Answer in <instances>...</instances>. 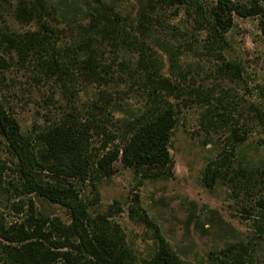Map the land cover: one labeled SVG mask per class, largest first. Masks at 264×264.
Masks as SVG:
<instances>
[{
  "label": "rangeland",
  "instance_id": "obj_1",
  "mask_svg": "<svg viewBox=\"0 0 264 264\" xmlns=\"http://www.w3.org/2000/svg\"><path fill=\"white\" fill-rule=\"evenodd\" d=\"M225 1L233 7L248 8L254 1L264 5V0ZM48 3L46 20L61 43L93 35L100 60L106 63L115 58L108 38L110 25L133 32L138 11L144 9L152 28L142 38L155 55L159 74L173 85L157 91L135 86L124 94L127 85L122 82L106 89L85 87L78 93L76 124L96 112L91 103L100 102L101 97L114 102L109 106L111 114L103 119L107 135L91 134L88 129L93 161L112 147L119 148L116 126L123 118L137 116L154 98L171 102L176 111L167 144L172 176L143 178L140 171L121 164L118 155L111 162V175L93 183L69 180L89 214L106 213L139 264L152 258L155 243L151 228L129 217L130 207H139L138 213H145L158 226L183 264H218L220 250L229 245L241 253L245 264H264V124L259 119L264 115V36L257 16H240L232 10L231 26L214 43L208 39L207 25L217 0L160 3L152 9L144 7L146 0H103L101 23L110 25L100 34L87 25V11L97 5L95 0ZM15 5L16 0H0V33L36 29L32 22L15 19ZM169 51L174 63L168 59ZM138 57L136 49L127 48L116 59L135 67ZM32 68V63L21 62L0 42V102L21 132L33 138L34 132L62 119L68 107L58 82ZM235 135L241 139L235 140ZM15 162L0 135V225L19 222L30 202L34 213L67 222L66 208L34 194H18L7 184L16 185L15 176L6 168ZM250 168L256 172L248 174ZM0 264L5 263L0 260Z\"/></svg>",
  "mask_w": 264,
  "mask_h": 264
},
{
  "label": "trees",
  "instance_id": "obj_2",
  "mask_svg": "<svg viewBox=\"0 0 264 264\" xmlns=\"http://www.w3.org/2000/svg\"><path fill=\"white\" fill-rule=\"evenodd\" d=\"M185 1L146 0L144 7L152 9L154 4ZM95 2L97 5L87 11V25L95 34H100L106 32L110 24L101 23L103 0ZM49 5L48 0H16L15 19L20 23L32 22L36 29L1 32L0 42L12 49L21 62L32 63V69L40 76L55 79L64 92L68 110L64 111L62 119L34 132L32 138L21 132L10 111L0 102V135L16 158L13 167H6L15 176L16 185L7 184L18 194H34L66 208L68 221L34 213L30 202L28 213L19 222L0 225V260L5 264H139L132 257L117 224L106 213L90 215L87 204L73 191L69 180L93 183L111 175V162L118 155L121 164L140 171L143 178L171 177L167 144L176 111L171 102L154 98L137 116L128 120L123 118L116 126V132L121 136L119 148L114 146L93 161L88 152V129L91 134H106L103 119L111 114L109 106L114 102L103 96L100 102L91 103L96 112L82 124L75 122L74 104L85 87L98 90L126 82L127 88L122 92L127 94L135 86L157 91L172 89L173 85L159 74L155 55L142 38L147 37L152 28L144 9L138 11L133 32L110 25L108 38L115 58L106 63L100 60L101 52L98 53L93 35L81 41L61 43L46 20ZM232 10L240 16L256 15L260 33L264 36V5L254 1L248 8L233 7L225 0H217L207 25L210 42L222 40L224 32L231 26ZM127 48L139 53L135 67L125 59H116L117 53ZM168 59L175 62L172 51H169ZM225 65L232 66L229 62ZM259 119L264 124V115ZM240 139L235 135V140ZM102 146H106L105 141ZM252 172L256 169L248 170V174ZM261 172L264 174V168ZM49 177L51 181L46 179ZM1 184L0 170V188ZM134 200L136 203L137 198ZM138 209L130 207L129 217H136L151 228L155 243L152 258L143 264H183L160 234L158 226L145 213L139 214ZM220 254L218 264H245L241 253L232 245L221 249Z\"/></svg>",
  "mask_w": 264,
  "mask_h": 264
}]
</instances>
